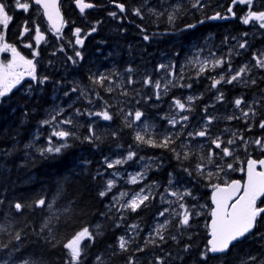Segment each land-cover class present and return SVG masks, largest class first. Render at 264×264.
<instances>
[{"label": "trees", "instance_id": "16d2710c", "mask_svg": "<svg viewBox=\"0 0 264 264\" xmlns=\"http://www.w3.org/2000/svg\"><path fill=\"white\" fill-rule=\"evenodd\" d=\"M86 1L93 3L96 8L84 14L79 13L72 4L62 1L66 24L60 39L44 28L47 24L40 17L39 24L47 33V40L46 46L39 47L37 73L41 77L48 76L49 80L43 85L24 80L8 96L0 98V225L6 228V231L0 232V244H8L9 250L13 245H20V252L15 253V256H31L43 264H64L67 254L63 243L87 226L95 234V240L84 242L88 246L82 258L83 264H97V256L102 258V264H128L130 257L134 264H156L158 256L164 258V264H204L200 253L205 248V223L209 221L211 185L242 180L244 171L241 169H244L246 159L255 156L254 149H258V146L254 143L245 145L240 137L245 141H254L264 135V129L258 128L257 123L264 116V102L258 101L254 92L257 91L254 89L258 86L261 89L263 85H259L260 78L255 75L261 69L255 68L250 58L249 85L242 86L237 82L224 84V99L218 101L211 95L210 71L197 77L195 73L198 69L188 61L194 59L197 52L209 56L210 40L216 43L215 56L218 58L227 56L226 47L233 41L244 43L251 35L249 48H262L258 41L264 42V31L257 39L254 30L248 31L240 23L239 18L244 16L241 6L233 9L235 18L227 22L206 20L203 24L198 23L216 12L225 14L231 0H203V9H193L191 3L194 0H116V3L125 5L124 12L114 6L113 0ZM176 4L181 5V11L177 13L174 23L169 24L167 14ZM256 4L252 10H257ZM136 8L141 9V16L134 14L133 9ZM149 9L163 12L164 15L158 17ZM111 12L117 15L110 16ZM9 15L13 20L5 31V40L16 44L21 25L28 18L17 10H11ZM186 24H196V27L184 30ZM93 26L97 30L83 36ZM76 28L82 29L83 46L75 44L73 32ZM144 35L150 39L145 41ZM61 47L63 51H60ZM76 51L82 53V59L75 57ZM69 56L78 62L73 64ZM228 56L238 57L235 61L229 58L232 67L236 68L241 59L240 52L233 54L232 51ZM160 64L175 65V77L169 75L168 70L157 71ZM181 72L183 80L179 79ZM101 73L109 79L102 86L93 84L89 76ZM250 75L259 82L252 84ZM146 77L153 82L161 80L163 84L165 80H175L177 85L190 84L191 87H170L167 94L161 88V97L157 99L154 88L143 83ZM129 79L133 83L129 84ZM109 87L112 88L111 92L106 90ZM73 88L77 91L73 92ZM243 88L250 90L248 98L256 116L250 115L247 121L243 118L228 120V116H241L230 99H234L231 96ZM82 91L84 95H81ZM188 96L198 97L191 102L190 111L181 113L189 117L188 121L175 127L169 125V118L179 119L172 107L173 98L184 100ZM106 105L112 120L105 121L87 115L89 111H102ZM56 108L64 109L58 119L71 117L74 120L73 125H64V128L73 131L75 137L68 138L70 147L61 154L44 159L38 149L47 146L52 129L41 125V121L49 118ZM77 110L80 115L76 114ZM136 110L143 113L141 121L127 127L126 114L131 112L134 115ZM209 117L215 119L208 125L207 136H188L189 132L202 130ZM144 124L150 126L149 131L157 139L179 133L173 147L180 153V159L168 149L137 144L135 133L141 131ZM89 125L94 127L96 135L100 137L94 143L84 139L89 135ZM249 125L252 127L249 128ZM233 133L236 135L233 136ZM217 137L223 146L230 148L232 156L224 157L222 151L212 145L211 140ZM229 139H235L236 143L227 145ZM209 149L215 153L211 164L207 161ZM130 150L136 152V156L123 164L125 168H131L137 160H149V164H145L143 181L127 185V189L121 187V192L137 190L139 185H146L152 188L153 193L146 202L147 206H142L136 212L120 209L123 200L117 202L113 199L119 196L115 191L105 197L99 196V192L105 189L107 177L105 158L111 162L125 157ZM184 152L189 153L188 159L183 158ZM201 157L205 159L201 161ZM198 163L206 166L203 175L196 172ZM228 164H232L235 170H229ZM220 168L224 171H219ZM184 169H188L191 175ZM208 172L214 175L208 178ZM58 188L62 189V193L51 212L47 208L36 207H25L17 212L14 208L16 202L31 205L40 197L52 202L57 197ZM162 188L163 199L159 195ZM186 190L191 192V196H185L183 202L189 207L197 204L198 208L195 209L203 211L191 220L194 224L192 230L187 233L185 230L189 228L179 227L178 217H171L164 233L165 240L161 242L157 237L156 245L146 244V238L156 226L155 221L164 223L158 215L164 210L163 205L169 201L175 203L167 204L169 206L179 204L176 197L169 193ZM64 209L69 211L64 212ZM50 216L48 228L41 231ZM133 223L138 228L135 233L129 234L126 230ZM17 231L21 232L22 237L19 242L13 239ZM256 231L262 234L264 228H257ZM121 236L130 240L126 251L118 247V238ZM173 236L175 240L171 239ZM263 236L249 237L245 243L231 249L223 262L218 257L209 256L207 264H239L241 257L247 255L264 259ZM53 244L56 246L53 247ZM185 245H191L187 252L184 251ZM138 248L144 250L137 251ZM6 251L0 249V256H5Z\"/></svg>", "mask_w": 264, "mask_h": 264}, {"label": "snow or ice", "instance_id": "6c2138e0", "mask_svg": "<svg viewBox=\"0 0 264 264\" xmlns=\"http://www.w3.org/2000/svg\"><path fill=\"white\" fill-rule=\"evenodd\" d=\"M35 4L39 5L43 9V15L47 18V21L50 25L49 30L52 31L58 39L61 38L62 30L66 24L63 16L60 13V7L58 0H34ZM76 6L79 8L81 14H84L86 9H90L95 7L92 3H86L85 0H75ZM113 3L117 8H119L120 12L125 11V5L122 3H116V0H113ZM236 4L246 5L248 7V11L246 15L241 17V22L245 25L250 22H258L260 28H264V10L254 11L253 5L254 0H232V4L228 7L227 11L231 16H235L236 13L233 11V7ZM191 7L193 9H203L205 4L203 0H194L191 3ZM15 8L22 9L24 12H28L30 9V3L25 0V2H21V0H15ZM154 15L163 16V12H157L155 9H149ZM181 11V5L176 4L172 6V11L168 12L167 19L168 23L172 24L177 19V13ZM133 12L137 16H141V9L136 8L133 9ZM110 16L115 17L117 15L116 12L109 13ZM228 15H222L220 12H216L211 16H207L204 19L198 21V23L203 24L206 20H226L228 19ZM13 20V17L9 15L7 5L0 0V25L3 28H7L9 23ZM35 25V39L36 45H39L41 41L45 40L44 34L40 30V25L35 21H32ZM99 23V22H97ZM29 21H24V27L21 31L20 35L23 37L25 34L30 32L28 27ZM196 24H186L184 30L194 29ZM97 29L93 26L89 32L83 33V36L91 35L92 32H95ZM143 31V29H142ZM75 36V44L83 46L84 39L82 38V29L76 28L73 32ZM156 35V34H154ZM143 39L148 41L150 37L148 35H144ZM240 49H244L247 47V43H240ZM25 47L32 48V58H26L21 55L19 51H17L16 47L13 45L7 44L4 42V35L0 32V52H11L12 58L8 60L6 63L0 62V98H4L8 96V94L16 88L17 85L21 84V81L24 80L25 77H30L32 81H35L37 84L43 85L48 80V76H39L37 73V57L39 56V52L33 48L31 44L25 45ZM60 51H63V47H61ZM75 57L83 58L82 53L80 51L75 52ZM253 60H255L254 67L264 69V51H260L259 53H253ZM68 59L72 61L73 64H76L78 61L73 57L69 56ZM194 68H197L195 75L197 77L204 76L208 71H213L217 68L223 69V66L227 63V74L225 71H221L217 76L211 77V89H216L219 92L218 85L222 83L233 84L234 82L241 81L243 77L251 71V68L248 65L241 66L238 70L233 69L229 58H215L213 54L212 59H200V53L197 52L194 59L188 61ZM175 65H165L160 64L157 68V71L168 70V74L175 77ZM129 72L132 69H128ZM89 79L93 84L103 85L104 81L109 79L108 76L101 73L100 75L92 74L89 76ZM180 80L184 79L183 72H181L179 76ZM246 82V81H245ZM128 83L131 84L133 81L131 79L128 80ZM145 85H151L154 90L157 99L161 97V88H163L164 94H167L170 87H191L188 85H177L175 80H165L162 84L161 80H156L153 82L150 78L146 77L143 81ZM252 84H256L257 81L255 79L251 80ZM29 90H31V84L29 85ZM111 92L112 88L109 87L106 89ZM73 92L77 91L76 88L72 89ZM127 95V93H124ZM68 93L65 92V96ZM81 95H84V92H81ZM97 98H99V93H97ZM198 99V97L188 96L186 99L182 100L181 98H173L172 107L176 110L177 116L179 119L173 117L168 119L169 125L175 127L177 124H181L182 122L188 121L189 117L186 115H182L184 111L191 110V102ZM216 99L218 101H222L224 99V95L222 92H219ZM91 103V100L89 101ZM106 103V102H105ZM245 104V100L243 97H238L234 100V106L236 109L240 110L241 116H228L226 117L228 120L232 119H240L243 118L245 121L248 120L249 116H256V112L252 105H248V109L244 110L243 105ZM206 111V109H205ZM64 112L63 108H59L55 110L53 114L50 115L49 118L41 121V125L49 126L52 131L47 138V146L38 149L41 158H55L59 154L63 152L64 149L70 147L67 143L69 137H75V133L64 128V125H73L74 120L69 117L67 119H58L60 115ZM77 115H80L79 110H77ZM90 117H100L105 121L112 120V114L108 110L107 105L102 111L87 113ZM143 113L140 110H136L134 115L129 112L125 116L126 126L132 127L134 122L141 121ZM215 117H209L206 121L204 128L198 132H189L188 136H199L205 137L208 135V125L212 123ZM131 121V122H129ZM149 125L144 124L143 129L141 131H137L135 133V141L137 144H144L153 148H165L169 151L175 153L176 158L180 159V153L177 152L176 148L173 147L175 144V139L179 137V133L164 135L161 139L155 138V134L149 131ZM252 125H249L251 128ZM259 127L264 129V120H261L259 123ZM89 135L84 137L90 143H94L96 140H99L100 137L96 135L95 129L92 125H89ZM115 135V133H113ZM236 134L233 133V136ZM56 138V140H54ZM210 138V137H209ZM211 139V138H210ZM241 142L245 145L254 143L259 148L264 150V137H258L254 141H245L243 137H240ZM56 141H63L62 143H57ZM212 145L215 146L216 149H220L223 153L224 157L232 156L233 153L229 147L223 146V142L219 137L211 140ZM236 143L235 139L227 140V145H234ZM181 147H184L183 145ZM215 153L209 149V153L207 156V161L209 164L213 162V157ZM136 156V152L129 151L127 155L123 158L116 159L114 161L109 162L107 158H105V163L108 168H113L116 165H122L129 160H132ZM189 153L184 152L183 158L188 159ZM143 159V157H141ZM205 157H201V161H203ZM205 165L203 163H198L196 165V172L198 175H203L205 170ZM227 168L229 170L233 169L232 164H228ZM259 169V170H258ZM184 171L191 172L188 169H184ZM219 171H224L223 168H220ZM244 171V169H241ZM114 175H119L118 173H114ZM214 174L212 172L207 173V177L211 178ZM247 179L241 183L240 180H233L231 183H225L223 186L221 184L211 185L212 191V204L210 216L211 222L207 225L209 229V238L207 240V244L204 250L200 253V258L204 261V264H207V260L210 255L214 257H218L223 262L227 253L235 248L237 245L244 243L249 237L261 236L259 232L256 231L258 227L261 226V221L264 220V207L257 206V200L261 197H264V159L254 160L249 158L247 161ZM143 178V173H136L131 175L128 183L136 184ZM115 180L109 179L106 182L105 189L99 192L100 197H105L115 186ZM171 180L169 184H171ZM166 192L168 189L165 190ZM62 193V189L58 188L57 197L53 199L52 202H48L46 198L40 197L39 199L32 202L31 205L27 203L16 202L14 204V208L17 212H21L25 207H36V208H47L50 212L53 210L55 201ZM153 193L150 189L146 191L145 188H141L138 192L134 194H130L129 192H121L118 197H114L113 199L117 202L123 200L125 197H129L126 202L120 204V209H127L132 212H136L142 206H147L146 202L150 200ZM161 198L163 199L164 194L161 193ZM170 195L176 197V201L179 202V208L182 211L177 212L175 209H172V215L174 217L179 218V227H188L190 226V219L192 216H199L201 213L194 211L195 206L191 208L188 207L184 202L185 196H191L190 191H184L183 193L179 191H173ZM169 203H173L169 201ZM264 203V201H262ZM205 207V206H201ZM64 212L69 211V209H64ZM170 209L165 208L163 211L159 212L158 215L160 217H164L166 213H169ZM51 216L48 217L45 223L42 226L41 231L45 228H48V223L51 220ZM170 221L165 220L164 223H157L155 228L149 233V237L146 238V244L156 245V238H159V241L163 242L165 240V231L169 225ZM99 226H97L98 228ZM131 229L138 228V225L133 224L130 226ZM6 231V228L3 225H0V232ZM51 232V229H49ZM55 239L54 237H52ZM15 241H21V232L17 231L13 238ZM171 239L175 240L176 237L173 236ZM95 234L90 230L89 227L85 226L79 231L75 232L71 238L67 239L66 242L63 243V248L66 251L67 259L64 261V264H83V256L85 254V249L87 248V244L85 241H94ZM59 243V241H57ZM130 243L129 239H126L124 236L118 238V247L121 251H126L128 245ZM56 245L53 244V247ZM191 248V245H185L184 251L187 252ZM0 249L7 250L5 256H0V264H43L42 261H37L33 259L31 256H15V253L20 252V245H13L9 250L8 244H0ZM143 248H138L137 251H143ZM97 264H102V258L100 256L96 257ZM128 264H134L133 259L130 257L128 260ZM156 264H164L163 257H156ZM239 264H264V259L256 255H247L246 257H241Z\"/></svg>", "mask_w": 264, "mask_h": 264}, {"label": "flooded vegetation", "instance_id": "af4514ba", "mask_svg": "<svg viewBox=\"0 0 264 264\" xmlns=\"http://www.w3.org/2000/svg\"><path fill=\"white\" fill-rule=\"evenodd\" d=\"M62 1L63 2H67V4H69V5L72 4L73 6H74V2H75V0H61V2H60V9H61V11H62V3H63ZM3 2L7 5L8 12H11V10H17L23 16H25L26 18H28V21H29L28 27L31 30H32V28L35 27V25L32 23V21H35L37 24H39L40 17L43 20L42 12H41L40 8L33 3V0H27V2L30 3V9H29L28 12H24L22 9H16L15 8V0H3ZM21 2H25V0H21ZM258 2H261V0H256L254 3H258ZM237 6L243 7V10H242L241 13H243L245 15L246 14L245 13L246 11H244V10L247 8V6L246 5H236V6L233 7V9L236 8ZM262 7L263 8H261V10H264V4H262ZM74 8H75V6H74ZM227 9H226L225 14H223V15H228ZM43 22H44V20H43ZM24 26L25 25L23 23L21 25V31L23 30V27ZM46 27H48V26L46 25ZM245 27L248 29V31H250V29L254 30L256 32V34H257V39L260 38L259 36H262L261 34L263 33V29L264 28L254 27V25H248V24L245 25ZM2 29H5V28H3L2 25H0V32L3 31ZM7 29H8V27L5 30H7ZM47 30L49 31V29H47ZM31 34H32V32H31ZM31 34H27V36H23V37L19 34V40L17 41L19 43V45H18V43L15 44V43L7 42L6 40L5 41H6L7 44H10V45H13L14 47H16V49L19 50L21 53H23L26 58L31 59L32 58V54L29 53V50L27 52L24 51V49H23L24 44H21V42L22 43H27L28 42V44H31L33 46V48H37V51L39 52V47L41 45H45L46 40H47V36H45V40L42 41L39 45L36 46V43L34 42V40H31ZM251 37H253V35H251ZM251 37L248 36V40L245 41L247 43V47L244 48V49H240L239 46H238L240 43L235 42V41H233L230 44V46L226 47V50H225V53L227 54L226 57L230 58V60H232V61L233 60L234 61L237 60L238 57L236 56L235 58H232L231 56H228L229 53H231L233 51V54H236L237 52L238 53L240 52V54H241V57H240L241 59H240L239 63L236 65V68H233V69L238 70L243 65H248L249 66V60H250V58H252L250 56V52H251L250 51V48H255V47H250L249 48V38H251ZM21 38H22V40H21ZM14 42H16V41H14ZM258 43L262 46V49H264V42H262L260 40V41H258ZM208 45H210V55L209 56L200 55V59L201 60H203V59H212L213 58V54H214V57L215 58H218V57L215 56V54H216V49H215L216 43H214V42H212L210 40V41H208ZM258 48H260V47H258ZM30 49H32V48H30ZM36 59L38 61L39 57H37ZM227 67H228V65L226 63L223 66V69L217 68V69H215L213 71H210V76L211 77L217 76L218 73L221 72V71H225V73L227 74ZM263 71H264V69H261L259 73L256 72V74H255L257 78H260V82L258 80H256V81H258L260 83L259 85H263V87L261 89H259V86H258L257 89H254V90H257V91H254L253 89H251V91H254L255 92V94H256L255 96H256L257 100L258 101H262V102H264V79L262 78V76L264 75L263 74ZM250 77H251V75H250ZM251 78L254 79L253 77H251ZM210 80H211V78H210ZM248 82H249V74H248V76H244L241 81H237V83L240 84V85H242V86H246V85L248 86L249 85ZM224 84H226V83H222L221 85H218L219 92H222L223 87L226 86ZM228 85H230V84H228ZM210 91H211V95L213 96V98L216 99L217 95H219V92L216 89H211ZM249 93H250V90L249 89L243 88V89L240 90L239 93H237L234 96H231V97H235V98L234 99H230V100H233L234 101L238 97H243L244 100H245V104L243 105V108H244V110H246V109H248V105H252V104H250V101H249V98H248L249 97ZM223 95H224V93H223ZM234 109L240 112V110L236 109L235 106H234ZM207 120H208V118L206 119V121ZM261 120H264V116L261 117L260 121ZM260 121H258L257 123H260ZM258 128H260V127H258ZM260 137H264V135H262ZM256 148H258V149H254V152H255L254 155L255 156H249L248 158L251 157L254 160L264 159V150H262L259 147H256ZM247 159H246V161H247ZM246 161H245V163H246ZM244 172H245V164H244ZM235 180H240V179H235ZM243 180H244V176H243V179L240 180V181L243 182ZM227 183H229V182H227ZM262 201H264V197H262L261 199H259L257 201V206L264 207V203H262ZM211 208H212V206L210 205V210H211ZM209 214H210V212H209ZM207 223H208V221L205 223V225H206L205 226L206 227L205 228V230H206V232H205V238H206L205 246H206L207 240H208V235H207L208 234V227H207ZM261 227L264 228V220L261 221V226L258 227V229L261 228ZM262 234L264 235V233H262ZM253 236H255V235H253ZM253 236H251V237H253Z\"/></svg>", "mask_w": 264, "mask_h": 264}, {"label": "rangeland", "instance_id": "374dc122", "mask_svg": "<svg viewBox=\"0 0 264 264\" xmlns=\"http://www.w3.org/2000/svg\"><path fill=\"white\" fill-rule=\"evenodd\" d=\"M264 0H261V2H258V4H256V6H257V10L256 9H254V11H261V8H263L262 7V4H264V2H263ZM244 11H246L245 13H247V11H248V7L244 10ZM246 15V14H245ZM239 21H240V23L241 24H243L242 22H241V19L239 18ZM244 26H245V24H243ZM248 25H254V27H260L259 26V23L258 22H250ZM45 29H48L47 27H44ZM3 31H1L2 33H3V35L5 34V29H2ZM40 30H41V32L44 34V36H46L47 35V33L45 32V31H43L42 30V28H41V26H40ZM263 31H264V29H263ZM31 32H32V34H31ZM27 34H31V40H34V42H35V39H33V37L35 36V27L34 28H32V30L30 29V32L29 33H27ZM27 34H25V36H27ZM21 40H22V38H21ZM4 42L6 43V41H5V35H4ZM42 42V41H41ZM36 43V42H35ZM21 44H24V46H23V49H24V51L25 52H27L28 50H29V53H31L32 54V49H30V48H28V47H25V45H28V42L27 43H22L21 42ZM37 46V45H36ZM36 50H37V48H35ZM17 51H19V50H17ZM250 56L251 57H253V53H259L260 51H264V49H262V48H258V47H255V48H250ZM20 52V51H19ZM20 54L21 55H23L24 56V54L23 53H21L20 52ZM12 58V54H11V52L9 51V52H0V62H3V63H6L8 60H10ZM251 63L252 64H254L255 65V60H253V58H251ZM248 74L249 73H247L245 76H248ZM24 80L26 81H28V80H31V78L30 77H25L24 78ZM24 80H22L21 81V83L24 81ZM19 85H17L16 86V88L18 87ZM15 89V88H14ZM13 89V90H14ZM56 110H57V108H56ZM247 110V109H246ZM63 119V118H62ZM64 127V126H63ZM114 161V160H113ZM145 164H149V160H146V161H142V160H137L135 163H134V166H132L131 168H125L124 167V165L122 164V165H116L115 167H113V168H107V177H106V180H105V186H106V182L109 180V179H113V180H115V186L112 188V190L110 191L111 193H113L114 191L116 192V195H119L120 193H121V190L122 189H127L128 187H127V185L128 186H130V185H135V184H130V183H128V180H129V178H130V176L131 175H134V174H136V173H143V178L141 179V180H139V182L138 183H136V184H140L142 181H143V179H144V177H145ZM114 173H118L119 175H114ZM121 187H122V189H121ZM141 188H145L146 189V191L148 190V189H152L151 187H149V186H143V185H139V187H138V189L137 190H133V189H131L130 191H129V193L130 194H134L135 192H138ZM163 192V188L161 189V191L159 192L160 194ZM184 192V191H183ZM183 192H181V193H183ZM171 193V192H170ZM169 193V194H170ZM159 194V195H160ZM164 194V193H163ZM130 198V196L129 197H125L124 199H123V202L122 203H124V202H126L127 201V199H129ZM167 204H175V203H165V205H163V207H164V209L165 208H169L170 209V211H169V213H166L165 214V216L164 217H160L163 221H165V220H169L171 217H174L173 215H172V209H175V211H177V212H180V211H182V209H180L179 208V204H177V205H175L174 207L173 206H169V205H167ZM193 206H195V208H198V205L197 204H194ZM189 207V206H188ZM191 208V207H190ZM194 208V211H196V212H200L201 214L203 213V211L201 210V209H195ZM208 212H210V211H208ZM194 216H192L191 217V219H190V226H188V228L189 229H187V230H185L187 233H189L191 230H192V228L194 227V224L192 223V219H195V218H193ZM178 222H179V218H178ZM155 223L157 224V222L155 221ZM134 224V223H133ZM133 224H129L128 225V228H127V232L129 233V234H132L133 232L135 233V231H136V229H131L130 228V226L131 225H133ZM155 228V227H154ZM183 229H185L186 227H182Z\"/></svg>", "mask_w": 264, "mask_h": 264}, {"label": "water", "instance_id": "95a60500", "mask_svg": "<svg viewBox=\"0 0 264 264\" xmlns=\"http://www.w3.org/2000/svg\"><path fill=\"white\" fill-rule=\"evenodd\" d=\"M255 1V0H254ZM60 2H61V0H58V3H59V7H60ZM86 3H91V2H88V1H85ZM33 3L35 4V2H34V0H33ZM93 4V3H92ZM232 4V1H231V3H230V5ZM36 6H38L39 8H40V10H41V12H42V15H43V9L39 6V5H37V4H35ZM229 5V6H230ZM236 5H242V4H236ZM236 5H234V6H236ZM74 6H75V8H76V10L78 11V12H80L79 11V8L76 6V3L74 2ZM114 6H115V4H114ZM234 6H232V7H234ZM116 7V6H115ZM93 8H96V6L95 7H93ZM93 8H90V9H86L85 11H88V10H91V9H93ZM119 9V8H118ZM120 11V10H119ZM228 12V11H227ZM60 13H61V15L63 16V18H64V15H63V13H62V11H61V9H60ZM228 16H229V18L228 19H226V20H212L213 22H226V21H228V20H230V19H233L234 17L233 16H231L229 13H228ZM43 20L47 23V25L49 26V28H50V25H49V23H48V21H47V18L43 15ZM251 158V157H250ZM249 159V158H248ZM248 159H247V161H248ZM252 159V158H251ZM247 161H246V163H245V172H244V180H243V182L247 179V175H246V172H247ZM259 170V169H258ZM242 181H241V183H243ZM229 183H231V182H229ZM213 191V190H212ZM212 191H211V196H212ZM262 198V197H261ZM261 198H259V199H261ZM258 199V200H259ZM257 200V201H258ZM210 202H211V206L213 207V204H212V199H211V197H210ZM211 212V211H210ZM210 222H211V216H210V219H209V221H208V224H210ZM207 224V225H208ZM208 238H209V229H208ZM210 256H212V255H210Z\"/></svg>", "mask_w": 264, "mask_h": 264}, {"label": "bare ground", "instance_id": "6f19581e", "mask_svg": "<svg viewBox=\"0 0 264 264\" xmlns=\"http://www.w3.org/2000/svg\"><path fill=\"white\" fill-rule=\"evenodd\" d=\"M85 1H86V0H85ZM255 1H256V0H255ZM255 1H254V2H255ZM118 10H119V9H118ZM85 12H86V11H85ZM85 12H84V13H85ZM79 13H80V12H79ZM234 17H235V16H234ZM233 19H234V18H233ZM46 24H47V23H46ZM230 182H231V181H230ZM221 185L223 186L224 184H221ZM212 190H213V189H212ZM210 194H211V193H210ZM210 197H211V195H210ZM210 203H211V202H210ZM210 211H211V210H210ZM209 219H210V214H209ZM207 224H208V223H207Z\"/></svg>", "mask_w": 264, "mask_h": 264}]
</instances>
